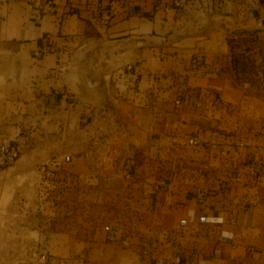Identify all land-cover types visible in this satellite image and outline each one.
<instances>
[{"label": "crops", "instance_id": "1", "mask_svg": "<svg viewBox=\"0 0 264 264\" xmlns=\"http://www.w3.org/2000/svg\"><path fill=\"white\" fill-rule=\"evenodd\" d=\"M171 2L0 0V201L50 196L35 264H264V96L236 81L264 78V0Z\"/></svg>", "mask_w": 264, "mask_h": 264}, {"label": "rangeland", "instance_id": "2", "mask_svg": "<svg viewBox=\"0 0 264 264\" xmlns=\"http://www.w3.org/2000/svg\"><path fill=\"white\" fill-rule=\"evenodd\" d=\"M240 59L241 58L237 57V60ZM246 80H252V84L255 86V88L252 89L253 95L264 96V78L262 79V76L259 73L254 70L247 73L241 71L236 73V81L238 83H243ZM261 135L264 136V126L262 127ZM0 145H14L19 149L18 143H1ZM20 157L21 153L19 151L18 159L9 166L15 165ZM40 191L42 192V190L38 191L36 186L24 187L21 185V183H19L18 187L16 186L14 188L12 203L6 200L5 195L2 196L0 201V223H2L8 229V253L6 256L12 257V264L36 263L34 261H36L35 259L37 257L36 254H38V250L34 248V243L32 242L33 238L36 236V233H32L30 231H36L38 227L42 226L43 224L45 225L51 223L52 221V201L50 200V196H47V192L45 194H41ZM78 192L80 191L78 190ZM82 194H78L77 201H72V207H67L64 209L65 211L63 210L65 216L63 215V211L60 212L63 219L66 220L70 218L69 213L73 212V214H71V218L73 220L72 222L78 226H84V224L88 222L87 217L89 215L86 213L88 210L86 208V202L84 201V196H82ZM75 202L76 204H74ZM9 203L12 204V206H9V214L6 217L5 207ZM63 203H67V201H64ZM112 227L122 228L120 226L111 224L109 228ZM43 262L46 261L44 260ZM0 263L5 264V253H2L0 257Z\"/></svg>", "mask_w": 264, "mask_h": 264}, {"label": "built area", "instance_id": "3", "mask_svg": "<svg viewBox=\"0 0 264 264\" xmlns=\"http://www.w3.org/2000/svg\"><path fill=\"white\" fill-rule=\"evenodd\" d=\"M193 0H172L171 5L177 8H184L188 3H190ZM259 26L261 28H264L263 21H259ZM41 52H48L50 51L49 46H44L40 50ZM189 144L191 146H201L202 142L197 139H191L189 141ZM19 157V149L14 145H0V161L3 165L9 166L12 165ZM157 191V189H155ZM210 194V192L206 189H199L198 191V198L203 199L207 197ZM120 235H123V229L118 227H112L108 229V235L107 240L109 242H118L120 241ZM125 242V240H122ZM155 246L154 242L150 243L149 245H146L144 247L143 253L145 255H148L151 252L152 247Z\"/></svg>", "mask_w": 264, "mask_h": 264}]
</instances>
